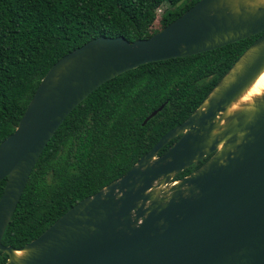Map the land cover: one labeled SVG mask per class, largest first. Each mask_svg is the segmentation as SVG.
<instances>
[{"label":"water","instance_id":"obj_1","mask_svg":"<svg viewBox=\"0 0 264 264\" xmlns=\"http://www.w3.org/2000/svg\"><path fill=\"white\" fill-rule=\"evenodd\" d=\"M258 34L196 110L123 176L72 206L21 248L2 244L44 148L94 90L141 65ZM262 73L264 0H199L147 39L98 37L61 57L0 143L5 264H264V91L239 102Z\"/></svg>","mask_w":264,"mask_h":264},{"label":"trees","instance_id":"obj_2","mask_svg":"<svg viewBox=\"0 0 264 264\" xmlns=\"http://www.w3.org/2000/svg\"><path fill=\"white\" fill-rule=\"evenodd\" d=\"M198 1L0 0V143L14 131L41 79L61 57L98 37L147 39ZM164 5L160 29L148 32L146 23ZM259 36L185 58L144 64L94 90L44 148L2 244L21 248L72 206L123 176L196 110ZM177 140L168 142L159 155ZM209 157L175 180L194 172ZM5 183L6 179L0 181V198ZM7 258L0 253V264Z\"/></svg>","mask_w":264,"mask_h":264},{"label":"bare ground","instance_id":"obj_3","mask_svg":"<svg viewBox=\"0 0 264 264\" xmlns=\"http://www.w3.org/2000/svg\"><path fill=\"white\" fill-rule=\"evenodd\" d=\"M264 91V73H262L254 82V84L248 89V91L242 96L239 102H249L252 97L261 94ZM235 108V105L234 107Z\"/></svg>","mask_w":264,"mask_h":264},{"label":"rangeland","instance_id":"obj_4","mask_svg":"<svg viewBox=\"0 0 264 264\" xmlns=\"http://www.w3.org/2000/svg\"><path fill=\"white\" fill-rule=\"evenodd\" d=\"M166 8V6L164 5L163 7H161L158 11H157V15L156 17H154L153 19L149 20L146 23V28L148 29V32H153L155 30L160 29V25H159V20H160V15L162 13V11ZM133 39L137 38L136 35L132 36Z\"/></svg>","mask_w":264,"mask_h":264}]
</instances>
